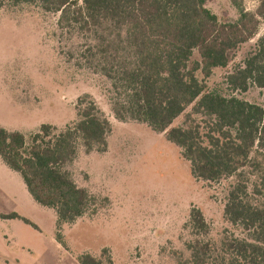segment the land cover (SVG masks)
<instances>
[{
	"label": "trees",
	"instance_id": "1",
	"mask_svg": "<svg viewBox=\"0 0 264 264\" xmlns=\"http://www.w3.org/2000/svg\"><path fill=\"white\" fill-rule=\"evenodd\" d=\"M38 1L44 11L59 13L58 29L82 40L74 50L75 65L100 75L109 85L108 103L120 123L135 122L181 149L190 175L216 182L252 166V151L264 156V109L236 98L209 93L195 76L208 79L214 69L225 68L228 54L255 37L264 18V0L255 13L239 11L234 22H219L205 8L208 0H0L13 5ZM196 51L199 62L189 65ZM234 90L245 92L251 83L263 91L264 34L242 66L227 75ZM191 108L203 117L206 129L173 127ZM76 120L57 131L42 124L29 141L18 131L0 127V158L18 173L28 194L41 207L55 211L57 221L73 223L92 205L85 189L78 188L65 167L77 148L104 150L111 125L89 95L78 97ZM190 116L186 114V118ZM255 195H264V175ZM247 185L237 181L229 190L223 219L239 227L244 236L225 234L218 243L205 240L209 225L192 207L187 226L193 238L180 264H264V203L246 201ZM3 219L29 220L15 213ZM78 264H112L106 251L96 258L82 254Z\"/></svg>",
	"mask_w": 264,
	"mask_h": 264
},
{
	"label": "rangeland",
	"instance_id": "2",
	"mask_svg": "<svg viewBox=\"0 0 264 264\" xmlns=\"http://www.w3.org/2000/svg\"><path fill=\"white\" fill-rule=\"evenodd\" d=\"M81 4V0H77ZM260 0H208L205 8L219 22H234L239 11L255 13ZM59 13L41 4L0 6V127L21 132L27 141L42 124L57 131L76 120L78 97L89 95L107 118L111 131L106 148L85 152L77 148L65 167L78 188L85 189L92 205L73 223L57 221L51 208L38 205L28 194L18 173L0 158V264H78L89 254L98 258L105 250L112 264H180L193 238L187 222L192 207L201 211L209 232L205 240L218 243L225 234L244 233L223 219L230 188L239 180L247 185L251 204L264 203L255 195L258 177L264 175V156L252 151V166L216 182L196 180L181 149L163 134L135 122L116 121L108 103L109 85L100 75L75 65L74 50L82 40L58 29ZM257 34L228 54L225 68L214 69L208 79L195 73L209 93L236 98L264 109L263 91L249 84L245 92L228 86L226 77L255 50L264 34V18ZM196 51L189 65L199 62ZM186 114L190 117L186 118ZM203 117L191 108L173 127L198 126L206 132ZM11 213L20 219H3Z\"/></svg>",
	"mask_w": 264,
	"mask_h": 264
}]
</instances>
